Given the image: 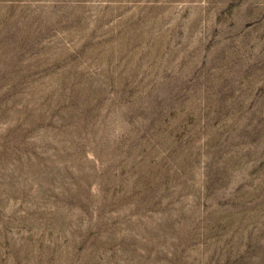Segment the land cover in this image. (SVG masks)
<instances>
[{
    "label": "rangeland",
    "instance_id": "rangeland-1",
    "mask_svg": "<svg viewBox=\"0 0 264 264\" xmlns=\"http://www.w3.org/2000/svg\"><path fill=\"white\" fill-rule=\"evenodd\" d=\"M0 264H264V0H0Z\"/></svg>",
    "mask_w": 264,
    "mask_h": 264
}]
</instances>
